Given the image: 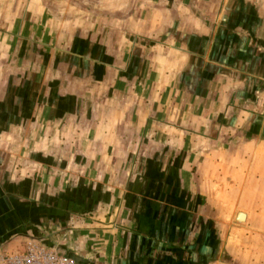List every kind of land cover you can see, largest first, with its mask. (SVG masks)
Masks as SVG:
<instances>
[{"label":"crops","instance_id":"obj_1","mask_svg":"<svg viewBox=\"0 0 264 264\" xmlns=\"http://www.w3.org/2000/svg\"><path fill=\"white\" fill-rule=\"evenodd\" d=\"M28 241L264 264V0H0V252Z\"/></svg>","mask_w":264,"mask_h":264},{"label":"built area","instance_id":"obj_2","mask_svg":"<svg viewBox=\"0 0 264 264\" xmlns=\"http://www.w3.org/2000/svg\"><path fill=\"white\" fill-rule=\"evenodd\" d=\"M0 264H79L70 256L61 255L54 249L28 241L24 252L3 254L0 252Z\"/></svg>","mask_w":264,"mask_h":264},{"label":"rangeland","instance_id":"obj_3","mask_svg":"<svg viewBox=\"0 0 264 264\" xmlns=\"http://www.w3.org/2000/svg\"><path fill=\"white\" fill-rule=\"evenodd\" d=\"M257 165V164H256ZM260 166V165H259ZM259 180H262V178H260V177H256L255 178V182H260ZM257 197V196H256ZM255 200V199H254ZM25 246H26V244H25ZM24 250H25V247L23 248V250L22 251H19V252H17V253H21V252H24ZM6 254V253H5ZM12 254H13V252H12Z\"/></svg>","mask_w":264,"mask_h":264},{"label":"water","instance_id":"obj_4","mask_svg":"<svg viewBox=\"0 0 264 264\" xmlns=\"http://www.w3.org/2000/svg\"><path fill=\"white\" fill-rule=\"evenodd\" d=\"M72 258H74L76 261H78V260L76 259V257H73V256H72Z\"/></svg>","mask_w":264,"mask_h":264}]
</instances>
